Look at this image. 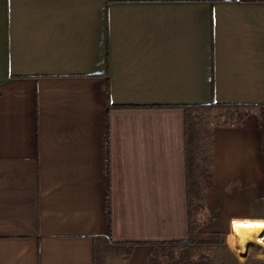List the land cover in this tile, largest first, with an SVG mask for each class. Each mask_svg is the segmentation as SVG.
<instances>
[{"label": "crops", "instance_id": "obj_1", "mask_svg": "<svg viewBox=\"0 0 264 264\" xmlns=\"http://www.w3.org/2000/svg\"><path fill=\"white\" fill-rule=\"evenodd\" d=\"M212 103L249 108L211 127L222 264L264 233V0H0V264L186 239L184 109Z\"/></svg>", "mask_w": 264, "mask_h": 264}, {"label": "trees", "instance_id": "obj_2", "mask_svg": "<svg viewBox=\"0 0 264 264\" xmlns=\"http://www.w3.org/2000/svg\"><path fill=\"white\" fill-rule=\"evenodd\" d=\"M246 107L212 103L208 106L199 105L184 109L188 237L182 240L152 242L144 264H212L214 247L224 244L225 236L215 231L203 232L197 219L206 209L204 190L214 182L209 147L212 137L211 124L218 122H215L212 113L216 112L222 117L219 124H241L244 121L242 112L249 109ZM234 114L237 115L236 118H233ZM259 124L264 131L262 118ZM205 144L207 149L204 148ZM133 245L127 243L128 247Z\"/></svg>", "mask_w": 264, "mask_h": 264}, {"label": "rangeland", "instance_id": "obj_3", "mask_svg": "<svg viewBox=\"0 0 264 264\" xmlns=\"http://www.w3.org/2000/svg\"><path fill=\"white\" fill-rule=\"evenodd\" d=\"M245 112H242V113H245ZM212 115L214 116L213 118L215 122L219 123L222 121V117H219V114H217L216 112L212 113ZM211 127H213V124H211ZM204 148L207 149L206 144L204 145ZM204 202H205V205L207 206V188H205L204 190ZM197 219L201 227V230L206 233L212 232L213 230L217 229V227L215 226V224H217V225H220L219 229L224 234L225 231H227L225 230L227 223L229 225V221L228 222L224 221L222 217H221V220L217 221L214 224H212V222L207 221V218H205V214L199 215ZM230 225H231V222H230ZM231 233H234V232H231ZM258 235H260L263 239L259 243L247 242L245 244V247L242 250H239V247L236 248V246H233L231 249H229V251L227 250V252H225L226 255L223 252L224 256H223L222 264H264V233H261ZM219 260L220 258L218 257V261ZM215 264H217V259L215 261Z\"/></svg>", "mask_w": 264, "mask_h": 264}, {"label": "built area", "instance_id": "obj_4", "mask_svg": "<svg viewBox=\"0 0 264 264\" xmlns=\"http://www.w3.org/2000/svg\"><path fill=\"white\" fill-rule=\"evenodd\" d=\"M262 240H263V239H262ZM262 240H261V241H262Z\"/></svg>", "mask_w": 264, "mask_h": 264}]
</instances>
